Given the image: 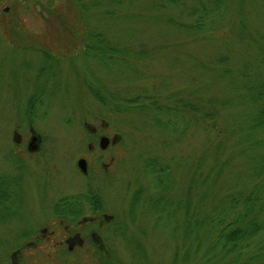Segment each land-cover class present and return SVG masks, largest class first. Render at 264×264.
<instances>
[{
  "label": "rangeland",
  "instance_id": "1",
  "mask_svg": "<svg viewBox=\"0 0 264 264\" xmlns=\"http://www.w3.org/2000/svg\"><path fill=\"white\" fill-rule=\"evenodd\" d=\"M43 1L38 10L0 14V181L11 191L0 219V264H173L184 232L166 211L149 206L161 191L146 161L175 166L174 185L165 193L187 199L192 158L195 163L218 133L190 113L188 127L180 119L178 135L153 117L167 120L173 101L201 104L211 93L237 99L219 117L222 130L247 120L241 73L264 81L257 60L264 53V1L235 3L199 36L160 21L163 12H177L154 9L161 0H55L53 10L47 9L51 0ZM87 29L116 47L113 59L90 55ZM44 52L63 58L50 61ZM223 66L232 74L224 76ZM140 92L149 97L144 108H128L125 99ZM230 134L228 153L238 151V137ZM33 135L40 148L28 150ZM100 135L114 141L107 156L116 158L91 167L85 179L78 157ZM231 166L229 182L247 171L238 153ZM85 193L98 195L97 208L86 202L72 207L81 214L64 215L63 200ZM93 215L96 225L66 239ZM182 215L179 210L175 217Z\"/></svg>",
  "mask_w": 264,
  "mask_h": 264
},
{
  "label": "trees",
  "instance_id": "2",
  "mask_svg": "<svg viewBox=\"0 0 264 264\" xmlns=\"http://www.w3.org/2000/svg\"><path fill=\"white\" fill-rule=\"evenodd\" d=\"M245 1L161 0L154 9L177 10L173 13L163 12L160 21H165L178 29H185L192 36H199L200 33H204L207 25H216V19L221 16L223 10L228 11L235 3L241 5ZM55 5V0H51L47 9L53 10ZM225 26L221 25L222 29H225L222 36H226L229 32ZM215 30L217 31L214 28L212 36ZM92 33V29H87L86 38L88 41L93 39V43H88L86 50L92 57L109 62L118 52L116 47L108 42L105 43L103 38L93 36ZM44 53L46 59L50 61L57 62L63 58L57 54ZM257 60L258 66L264 65V53ZM221 70L224 76L232 74L229 67L223 66ZM241 75L244 77L246 88L244 96H247L250 103V108L247 110L249 113L246 114L247 120L243 124L240 121L234 126L227 122V129L222 130L218 122L219 117L222 116L225 107L233 104L237 99L236 97H230L229 100L219 98L211 93L200 100L201 104H196L192 100L173 101V105L166 108L173 115L167 120H161L159 116L157 119L153 117L154 121L160 123L165 129L178 135L182 133V128L179 126L180 119L184 128L188 127L187 120L190 113L195 123L205 124L206 130L218 133L217 139H212L211 143L208 141L202 156L195 163V158H192L189 170L192 177L187 199L184 195L171 197L165 193L174 185L175 166L161 163L157 158L146 161V167L156 174L155 188L161 191L152 196L149 206L153 211H166L169 218H175V229L184 232L179 246L180 252L176 253L173 264H182L187 261H191L192 264H264V81L253 79L246 71H242ZM148 98L144 92H140L134 97L126 98L125 105L131 108L139 103L138 106L144 108L142 102H146ZM102 103L106 104L107 101ZM155 104L156 101L152 103V105ZM160 109L163 107L158 106L157 110L160 111ZM229 134L231 137H238L236 152H227L226 143L229 140ZM237 153L242 156L247 165V171L240 179L229 182L228 177L232 175L230 168H234L231 162ZM195 189L201 191L193 196ZM10 194L8 182L0 181V219L2 210L9 211L6 205L11 201ZM83 198L88 200L91 207L97 208L98 195L85 193ZM73 206L74 204L66 205L68 211L73 210ZM179 210L183 211V215L176 218ZM81 213L69 211L64 215ZM256 240L258 244L254 248L253 244ZM248 249L253 252L250 253Z\"/></svg>",
  "mask_w": 264,
  "mask_h": 264
},
{
  "label": "flooded vegetation",
  "instance_id": "3",
  "mask_svg": "<svg viewBox=\"0 0 264 264\" xmlns=\"http://www.w3.org/2000/svg\"><path fill=\"white\" fill-rule=\"evenodd\" d=\"M44 3L43 0H0V14L3 12H7V11H10V10H38V8L40 7V5ZM102 137L103 136H98L95 138V140L93 141L92 144L89 145V148L90 150H88V152L84 153V154H81L79 157H78V160L81 159V158H85L86 159V168H87V172H82V175L85 179H88L90 178V170H91V167L97 165V166H102V165H109L110 162H114V159L116 158L115 154L113 153H110V161L105 163L103 161V158L102 156H97V153H103L105 155L109 154L108 153V148L114 144V141H112L110 139L109 143L106 144V147H103V145L101 144V140H102ZM34 139V140H33ZM22 138L19 137V141H21ZM33 142L31 143V141H28L26 142V147L28 150L30 149H33V150H36V149H39L40 148V144H38V137L37 136H32V139H31ZM29 142V143H28ZM112 159V160H111ZM78 163V161H77ZM84 196V195H83ZM82 195H79V196H74L73 198H67L65 200H63V204L66 206V205H71V204H74V205H82L84 206V204H87L88 203V200H86L85 198H83ZM87 202V203H86ZM84 203V204H83ZM67 211V210H66ZM69 211H73V210H69ZM67 211V212H69ZM83 212V209L81 211H79V213ZM63 223V222H61ZM96 220H95V216H84L83 219L79 220L78 222V228L77 230H70L68 233H67V240L68 239H72V238H81V235H82V228L85 226V225H96ZM98 229H94V230H91V233L92 234H97L99 233L97 231ZM44 232H48L47 231V227L46 229H44ZM99 235V234H98ZM70 248H72V246H69Z\"/></svg>",
  "mask_w": 264,
  "mask_h": 264
},
{
  "label": "water",
  "instance_id": "4",
  "mask_svg": "<svg viewBox=\"0 0 264 264\" xmlns=\"http://www.w3.org/2000/svg\"><path fill=\"white\" fill-rule=\"evenodd\" d=\"M35 136L36 135H34V137ZM109 141H110V139L108 137L104 136V137H102L101 144L103 145V147H106V144L109 143ZM78 166L83 172L87 171L86 160L84 158L79 159Z\"/></svg>",
  "mask_w": 264,
  "mask_h": 264
},
{
  "label": "clouds",
  "instance_id": "5",
  "mask_svg": "<svg viewBox=\"0 0 264 264\" xmlns=\"http://www.w3.org/2000/svg\"><path fill=\"white\" fill-rule=\"evenodd\" d=\"M97 156H102L103 161H104L105 163H107L108 160H109V157H108L107 155L103 154V153H97Z\"/></svg>",
  "mask_w": 264,
  "mask_h": 264
}]
</instances>
